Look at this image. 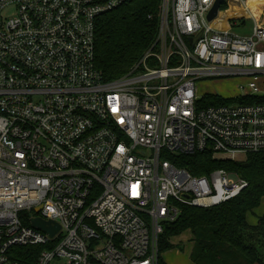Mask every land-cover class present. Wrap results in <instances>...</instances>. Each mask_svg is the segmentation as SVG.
<instances>
[{
	"label": "built area",
	"instance_id": "built-area-1",
	"mask_svg": "<svg viewBox=\"0 0 264 264\" xmlns=\"http://www.w3.org/2000/svg\"><path fill=\"white\" fill-rule=\"evenodd\" d=\"M128 0H0V264H159L182 206L210 207L249 182L181 156L264 152V25L250 34L217 0H161L154 39L123 76L96 64L97 19ZM236 1V0H235ZM248 78L205 105L197 80ZM34 218L59 230L51 235ZM35 257V258H34Z\"/></svg>",
	"mask_w": 264,
	"mask_h": 264
},
{
	"label": "trees",
	"instance_id": "trees-1",
	"mask_svg": "<svg viewBox=\"0 0 264 264\" xmlns=\"http://www.w3.org/2000/svg\"><path fill=\"white\" fill-rule=\"evenodd\" d=\"M161 0H128L122 6L101 15L96 24V64L107 79L125 75L150 45L157 31ZM205 105L225 103L209 95ZM264 103V97L243 99ZM177 164L194 174H206L216 168L235 171L249 186L237 197L216 206H182L177 221L166 223L159 236V264H167L164 252L172 249L171 239L185 231L193 235L191 259L196 264H264V213L256 224L247 215L264 199V152L250 153L242 160L214 158L212 153L181 156ZM37 247H18L16 259L31 264ZM35 258V257H34Z\"/></svg>",
	"mask_w": 264,
	"mask_h": 264
},
{
	"label": "rangeland",
	"instance_id": "rangeland-1",
	"mask_svg": "<svg viewBox=\"0 0 264 264\" xmlns=\"http://www.w3.org/2000/svg\"><path fill=\"white\" fill-rule=\"evenodd\" d=\"M257 4L264 5V0H249L247 13H251L250 7L255 8ZM245 6L241 0H226L222 3L221 11L227 16L234 18L238 22V27H235L234 32L243 35L250 34L254 26L253 19L246 20V24L242 26L244 20ZM252 14V13H251ZM248 82V78H205L197 80L200 95H220L221 97H235L243 92L244 85ZM258 84L264 94V77L259 79ZM264 213V199L261 205L247 215V220L250 224H256L259 216ZM191 232L185 231L179 236L172 238V241L178 246L164 254L165 260L169 264H195L191 257V249L193 240H191Z\"/></svg>",
	"mask_w": 264,
	"mask_h": 264
},
{
	"label": "water",
	"instance_id": "water-1",
	"mask_svg": "<svg viewBox=\"0 0 264 264\" xmlns=\"http://www.w3.org/2000/svg\"><path fill=\"white\" fill-rule=\"evenodd\" d=\"M222 1H224V0H217L215 5L213 6V8L210 11L209 16H208V18L210 20L214 19L217 16ZM33 224L35 226H38L40 228L47 230L51 235H54L60 228L59 225L51 226L49 221H45L42 218H34Z\"/></svg>",
	"mask_w": 264,
	"mask_h": 264
},
{
	"label": "crops",
	"instance_id": "crops-1",
	"mask_svg": "<svg viewBox=\"0 0 264 264\" xmlns=\"http://www.w3.org/2000/svg\"><path fill=\"white\" fill-rule=\"evenodd\" d=\"M248 1L249 0H247V6H248ZM249 7V6H248ZM250 9L252 10V15L255 17V19L257 20V22L258 23H260V24H262V25H264V5H260V4H257L256 5V7L255 8H252V7H250ZM191 235H192V233H191ZM191 240H193V235H192V237H191ZM171 242L174 244V247L172 248V249H174L176 246H178V244L176 243H174L173 241H172V239H171ZM193 245H194V242H193ZM192 248H193V246H192ZM171 250V249H170ZM170 250H168V251H170ZM168 251H166V252H168ZM166 252H164V254L166 253ZM191 252H192V249H191ZM164 254H163V258H164ZM190 257H191V253H190ZM165 259V258H164ZM166 261V260H165ZM193 261V260H192ZM194 262V261H193ZM166 263L167 264H169L167 261H166ZM195 263V262H194ZM196 264V263H195ZM255 264H259V263H255Z\"/></svg>",
	"mask_w": 264,
	"mask_h": 264
}]
</instances>
